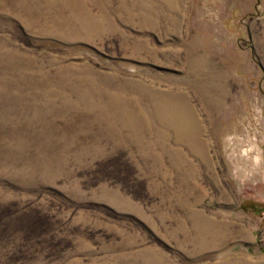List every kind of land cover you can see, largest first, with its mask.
Instances as JSON below:
<instances>
[{"label": "rangeland", "instance_id": "rangeland-1", "mask_svg": "<svg viewBox=\"0 0 264 264\" xmlns=\"http://www.w3.org/2000/svg\"><path fill=\"white\" fill-rule=\"evenodd\" d=\"M0 264H264V0H0Z\"/></svg>", "mask_w": 264, "mask_h": 264}]
</instances>
